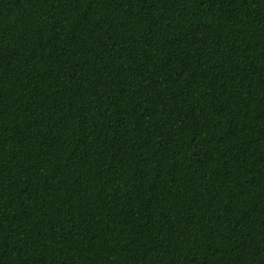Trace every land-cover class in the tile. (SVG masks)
Returning a JSON list of instances; mask_svg holds the SVG:
<instances>
[{
	"label": "trees",
	"instance_id": "obj_1",
	"mask_svg": "<svg viewBox=\"0 0 264 264\" xmlns=\"http://www.w3.org/2000/svg\"><path fill=\"white\" fill-rule=\"evenodd\" d=\"M0 264H264V0H0Z\"/></svg>",
	"mask_w": 264,
	"mask_h": 264
}]
</instances>
